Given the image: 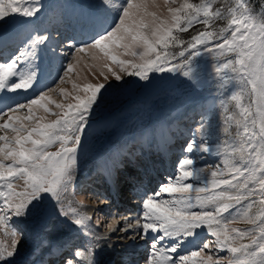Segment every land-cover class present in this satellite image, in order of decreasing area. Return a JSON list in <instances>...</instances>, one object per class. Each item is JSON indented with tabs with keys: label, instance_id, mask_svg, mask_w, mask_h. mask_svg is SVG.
<instances>
[{
	"label": "snow or ice",
	"instance_id": "6c2138e0",
	"mask_svg": "<svg viewBox=\"0 0 264 264\" xmlns=\"http://www.w3.org/2000/svg\"><path fill=\"white\" fill-rule=\"evenodd\" d=\"M149 6L160 8L157 0H85L77 13V33L61 43L47 28L38 30L50 8L44 0H0V34L16 26L30 33L23 48L0 56V129L5 130L0 135V226L11 236L9 244L0 242V264H36L27 257L38 249L58 254L59 264H100V241H107L108 233L94 235L93 217L79 210L83 202L73 206L68 200L88 130L108 97L125 89L164 88L173 74L199 88L200 68L208 61V75L221 96L229 83L238 87L219 101L225 112L235 102L238 115L232 113L214 127L202 114L176 174L155 189L143 190L147 166L143 172L136 169L128 180L131 197H139L140 212L119 231L130 241L126 247L151 240L146 264H225L223 257L213 255L222 251L232 253L227 264H264V5L257 15L238 2L227 9V16L221 8L213 10L212 0H184L176 7L168 5L166 14L150 12ZM216 19L227 23L216 29L209 23ZM195 23H202L204 30L182 39L179 34ZM117 46L139 62L119 58L113 51ZM86 51L107 74L102 72V82L82 88L74 83L75 102L57 103L49 95L55 88L41 81L43 61L48 60L56 74L52 83L59 87ZM108 57L119 70L108 64ZM59 92L65 99L71 95L64 88ZM49 104L60 111L46 122L36 112H52ZM25 110L27 115L16 114ZM56 142L59 149L49 151ZM205 156L219 163L201 164ZM127 165L114 154L103 170L105 181L118 184ZM17 180L24 181L22 191L16 190ZM254 205H259L256 212ZM237 221L251 227H231ZM77 235L80 243L65 250L68 241L60 238ZM30 239L35 243L26 251Z\"/></svg>",
	"mask_w": 264,
	"mask_h": 264
},
{
	"label": "rangeland",
	"instance_id": "374dc122",
	"mask_svg": "<svg viewBox=\"0 0 264 264\" xmlns=\"http://www.w3.org/2000/svg\"><path fill=\"white\" fill-rule=\"evenodd\" d=\"M226 1L230 2V5L223 8L226 13L225 16L228 15L227 9L234 7L237 4H233L234 0ZM83 2H85V0H44V3L50 5V8L48 14L39 21L38 30L42 32L44 28H47L51 34L57 36L61 43L66 42L68 38H71L77 33L80 27L77 13L79 11V5ZM116 2L119 3V0H116ZM183 2L184 0H168V5L176 7ZM189 2L199 4L202 0H189ZM203 2H207V0H203ZM239 2H244V0H240ZM157 3L160 5L159 9L149 6L148 10L150 12L158 11V14H166L168 5H165L164 0H157ZM223 3L224 0H212L213 10H215V8H221ZM260 11L261 10L258 12L260 13ZM57 16L60 17L59 23L55 22V17ZM225 21L227 23L226 19ZM209 23L211 24L213 22L210 21ZM201 26H203L202 23H195L187 32L180 33L179 35L182 39L187 40L189 34H194L196 31L200 30ZM6 33L11 36V40L8 46H4L5 48L3 47L2 50H0V56L5 57L11 55L17 49L23 48L24 42L28 39L30 34L29 30L22 26L11 27ZM176 34L177 33H174V35ZM169 50L178 51L179 48L170 47ZM113 51L121 59H135L139 62L138 57L133 58L130 55L125 54L124 50L119 46L115 47ZM2 52L4 54H2ZM79 55L81 61L76 65V70L70 73L68 77H65V80L59 83V87H56L52 81L48 83L50 88H55V91H49V95L57 103L75 102L73 99L76 94V90L73 88L74 83L80 85L82 88L86 83L102 82V72L104 75L107 74V69L102 70L95 65L92 59V52L86 51ZM107 60L112 68L119 70L117 62L111 61L110 57H108ZM42 67L43 74H50L52 72L49 69L48 60H46V64ZM56 67H59L58 63L56 64ZM210 71V61L201 65L200 74L202 83L199 88H194L186 78L173 74L175 78L170 79L167 82V86L164 88L144 90L135 88L125 89L117 95L108 97L106 104L103 106L102 111L97 118V123L88 130L90 135L88 136L85 150L79 156V168L76 174L75 184L70 188L68 195V200L73 202V206H76L75 201L83 202L84 206L80 207L79 210L86 212L93 217L94 226L92 228V233L94 235L102 236L101 233L105 229H109V225L114 226L117 224V227L122 228L121 223L123 222V218L131 220V218L128 217L131 216L132 212H136V216L140 212L138 208L137 210L135 208L130 210V208L123 206L115 207L114 205H111V197L107 192L108 187L105 183L103 170L99 165L102 159L110 160L116 149H119L121 145H127L124 149H120V153H123V157L125 156V153H127V156L129 157V151H132L134 156H131V161H129V159L126 160L124 157L125 162L131 164L129 166L127 165L122 171L126 173L125 178L134 174V168L143 172L147 165L144 164L145 160L142 159L143 154H145V152L141 150V146L143 145L142 135L146 136L147 143L151 142L152 144H156L157 139L153 135L156 127H168L169 133L166 136L169 138V146H171L170 158L167 163L161 162L158 164V167L155 170L156 172L154 174L146 175L144 179V186L146 189H155L158 185L165 183L169 177L176 174L177 165L185 156L183 148L199 127V121L202 114L206 117L209 124L214 127H218L219 122L227 119L230 114L236 113L238 115V109L235 107V102L227 104L228 112H225L224 106L219 103L220 99L237 91L238 87L229 83L224 90V95L221 96L217 90L216 83L208 75ZM53 76H55V74ZM109 78L111 79V77ZM59 88L67 89L71 95L65 99L59 92ZM80 94L83 95L84 93L81 91ZM20 99L24 102L23 97ZM247 102L246 99L244 102L245 106L247 105ZM49 108L52 112L44 113V110L40 108L36 112V115H45L46 122L55 119L56 117L53 113L60 110L56 109L55 104H49ZM16 114L24 116L27 115V111L25 110ZM3 120L4 118L0 117V123H2ZM13 123L17 122L13 121ZM25 123L34 124L35 121H25ZM230 131L233 133L235 132V124L232 125ZM141 132L143 133L141 134ZM3 134H5V130L0 129V135ZM7 134L10 136L14 135L11 130H8ZM223 138L227 139L228 137L224 136ZM58 149L59 142H56L51 145L48 150L57 151ZM152 149H155V146H152ZM216 163H219V161L214 157L205 156L201 160V164ZM93 167L96 168L98 174L95 172L91 178L86 177L87 173H90ZM13 183L16 186L17 191L23 190V180L13 181ZM123 183L125 185L127 180ZM123 183H120L119 187L122 188L121 185H123ZM128 188L130 189V187ZM125 191L129 192V190ZM130 202L133 203L134 200L130 199ZM258 207L259 205H254L252 211L256 212ZM96 224L99 226H95ZM231 227L243 229L251 226L237 221L234 222ZM118 233H120V231H118ZM113 236L114 237H108L107 241H100V247L102 248L98 257L100 264H124V260L121 258L126 255L127 250L124 249L123 243L129 241V239L125 233ZM64 237L66 240L70 239L65 250H69L72 246L80 243L79 235ZM112 240L114 241L112 242ZM0 242H3L5 245L11 242V236L7 234V228L3 226H0ZM242 242L247 243L248 241L244 240ZM34 243L35 241L30 239L28 244L25 245L26 251L29 250ZM111 248L113 251L112 257L110 256ZM144 251H146L144 256H147V259L151 252L150 239L146 241L143 249L134 252L133 256L140 259V256H142V252ZM202 255L205 254L202 253ZM213 255L215 259L223 257L225 259V264H227V259L231 258L232 253L222 251ZM54 256L55 255L44 251L42 252V250L38 249L35 255L28 256L27 259L36 260V264H52V258ZM81 259H83V257H81ZM139 259L137 264H146L145 258L142 260ZM121 260L122 263H119ZM56 264H59L58 259Z\"/></svg>",
	"mask_w": 264,
	"mask_h": 264
},
{
	"label": "bare ground",
	"instance_id": "6f19581e",
	"mask_svg": "<svg viewBox=\"0 0 264 264\" xmlns=\"http://www.w3.org/2000/svg\"><path fill=\"white\" fill-rule=\"evenodd\" d=\"M66 8V7H65ZM73 10V9H72ZM10 35L9 34H7V33H3V34H0V48L2 49L4 46L6 47V46H8L9 44H10ZM12 42V41H11ZM9 52V51H8ZM46 60L47 59H45V61H43V64H42V66H44L45 64H46ZM43 68V67H42ZM55 73H50V74H41V81H43V82H46L47 84L49 83V82H51L52 81V78H54V75ZM56 75V74H55ZM69 100V99H68ZM174 124V123H173ZM143 132H141V134H142ZM169 132H168V127H166V126H158V127H156V129H155V133L153 134L154 135V137L157 139V143L155 144V143H151L152 145H154V146H157V145H160V144H162L163 142H165V145L166 146H168L169 148L171 147V146H169V144H170V142L168 141L169 140V138L166 136L167 134H168ZM171 136V135H170ZM169 136V137H170ZM142 142H143V145H148L149 143H147L146 142V136L145 135H142ZM142 145V146H143ZM127 145H124V146H120V148L119 149H116V151L114 152V154H120L121 156H122V158H123V153L121 154L120 153V149H124V147H126ZM151 152H153V150L151 151ZM113 154V155H114ZM112 158V157H111ZM110 160H104V159H102V161H100V163H99V165L101 166V168H102V170H104V168H105V165L109 162ZM136 171V170H135ZM95 172H96V174H98V171H96V168L95 167H93L92 168V171L90 172V173H87V176L86 177H88V178H91L92 176H93V174H95ZM88 174H89V176H88ZM153 176V175H152ZM151 177V176H150ZM130 183V182H129ZM148 184V183H147ZM126 185V184H125ZM118 186V184L116 185V187ZM124 186V184L122 185V187ZM129 187V184L125 187V189L124 190H121L122 188H118V193H121V197H124V198H126L125 200H123V201H120V204L119 205H117L118 204V201H116V202H112V205H114L115 207L116 206H123V207H126V208H130V210H132V209H136L137 210V208L139 209V211H140V208H139V206H138V204H139V197H136V198H132L131 197V195H130V189L128 188ZM125 190H129V192H126ZM144 191H147L148 189H146L145 188V186H144V189H143ZM115 194H116V188H115V192H114ZM130 199H133L134 200V202L132 203V202H130ZM125 202H127V203H125ZM114 203H116V205L114 204ZM131 205H132V207H131ZM90 208V207H89ZM136 216V212H132L131 213V216H129L128 218H131V217H135ZM127 221V223H124V221ZM122 228H124V227H126L127 226V224L128 223H132V222H134L132 219L131 220H129V219H127V218H123L122 219ZM117 225V224H116ZM116 225H114V226H112V228H117V231H115V232H111L110 231V229H105L102 233H101V235L102 236H104L105 235V233H108V237H114L113 235H121V234H124L123 232H121L120 231V233H118V231H119V229H120V227H117ZM61 238H63V239H65V237H61ZM60 238V239H61ZM66 240V239H65ZM67 241H70V239L69 240H67ZM114 240H112V242H113ZM110 242H111V240H110ZM128 243H130V241H125L123 244H124V249H126L127 250V253H126V255H124L123 256V258H121L122 260H124V264H137V262H138V259L139 258H136V257H134L133 256V253L134 252H137L138 250H140V249H143V247H144V244L146 243V241H138L137 242V244L135 245V246H133V247H126V245L128 244ZM43 252V251H42ZM140 252V251H139ZM146 254V251H144V252H142V256H140V259L139 260H142V259H146V257L147 256H144ZM37 255H38V253H37ZM111 257L113 256V251H112V248H111V255H110ZM55 257H56V255L52 258L53 259V261H54V259H55ZM122 260L121 261H119V263H122ZM128 260H130V261H128ZM37 262V261H36ZM53 264V263H52Z\"/></svg>",
	"mask_w": 264,
	"mask_h": 264
},
{
	"label": "trees",
	"instance_id": "16d2710c",
	"mask_svg": "<svg viewBox=\"0 0 264 264\" xmlns=\"http://www.w3.org/2000/svg\"><path fill=\"white\" fill-rule=\"evenodd\" d=\"M239 1L240 0H238V1L234 0L233 4L238 3ZM229 3L230 2L224 0V3L222 5L221 9H223L225 6L230 5ZM244 3L248 4L250 8L254 9L255 13L258 15L259 14L258 11L261 10V5H264V0H244ZM224 14H226V13L224 12ZM213 23H214V27L216 29H219V28H222L225 26L226 21H225V19H216ZM213 23H211V24H213ZM203 30H204V25L201 26L200 30H198V31H203ZM209 30H212V29H209Z\"/></svg>",
	"mask_w": 264,
	"mask_h": 264
}]
</instances>
